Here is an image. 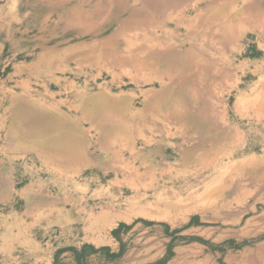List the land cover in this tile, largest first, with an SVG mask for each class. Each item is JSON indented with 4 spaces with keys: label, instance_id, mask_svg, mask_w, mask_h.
Returning <instances> with one entry per match:
<instances>
[{
    "label": "rangeland",
    "instance_id": "374dc122",
    "mask_svg": "<svg viewBox=\"0 0 264 264\" xmlns=\"http://www.w3.org/2000/svg\"><path fill=\"white\" fill-rule=\"evenodd\" d=\"M132 1L118 4L114 0L110 6L108 0H0V39H8L7 54L21 62L27 78L25 88H9L0 95V168H18L30 176L26 183L32 190L24 193L43 188L39 200L23 195V185L15 186L29 204L14 206L0 220V264H36L39 258L52 255L54 248L84 244L116 250L119 245L111 229L135 220L155 225H133L122 237L125 249L115 262L99 256L89 264H154L165 255L170 241L161 224L178 229L192 216H198L202 225L182 233L186 239L200 238L210 244L229 239L236 244L257 241L223 254L197 242L176 241L165 264H264V238L256 239L254 231L242 227L250 215L241 219L248 209L237 204L251 194L253 200H263L264 168L115 167L128 164L137 138L152 132H169L199 145L213 140L224 146L227 139L238 138L251 144L264 142V105L257 96L264 90V31L246 29L229 46L216 44L189 37L176 21L185 24L205 10V4L220 0L199 4L197 0H152L149 7L143 0L130 6ZM170 4L176 5L175 10ZM263 4L260 0L259 5ZM99 11L107 19L98 20ZM132 11L145 25L120 31V23ZM74 14L77 21L73 23ZM145 39L157 41L148 55L155 70L138 69L140 52L149 50ZM169 69L173 77L165 73ZM54 77L60 81L57 87L50 83ZM251 150L261 154L259 147ZM46 191L55 193L57 210L41 223L32 213L49 205ZM104 222L107 226L101 233L99 224ZM40 225L46 231L37 230Z\"/></svg>",
    "mask_w": 264,
    "mask_h": 264
},
{
    "label": "crops",
    "instance_id": "0c3cea01",
    "mask_svg": "<svg viewBox=\"0 0 264 264\" xmlns=\"http://www.w3.org/2000/svg\"><path fill=\"white\" fill-rule=\"evenodd\" d=\"M1 35H3L2 30L0 31V36ZM7 41L8 39L7 40L0 39V95L1 93L5 94L9 92V88H20V87L25 88L24 83L26 82L27 79L25 77V73L23 72L24 66L21 65V62L20 61L16 62V59H14L11 54L9 55L7 54L8 45H9V42L7 43ZM58 82L59 80L56 77H54L53 80H50V83H54V85L57 84ZM22 83L24 86L22 85ZM227 140L228 141H226V144L224 146L222 144H221L222 146H220L218 142L216 141L213 142V140H211L207 144L204 143L199 145L198 142L195 140L193 142L187 143L185 139L178 138L169 132L166 133H164L163 131L157 133L152 132L148 135H141L140 137L137 138V141H135L134 146L131 150L132 153L130 154V160L128 164L124 163L123 165L120 166L115 165V167L117 168H190V167L191 168H242V167L264 168V158H263L264 142L260 140L254 141L255 144L257 143V146H255V144H251V142L245 141L244 139L241 140L227 139ZM212 143H214L215 145L214 144L212 145ZM256 147H259L258 151H261L260 155H257V151L251 150V148L255 149ZM220 152L222 155L220 154ZM29 177L30 176L25 177V175H23L21 170H19L18 168H0V220H2V218L4 220L5 213H9V211H11L10 210L11 208H13L12 210H14L15 209L14 206L18 204H29V202H26L24 197H22L25 193L31 195V197L33 195V198L35 199L40 200L41 198H43L41 192L43 188L41 187L34 188L32 194H30V192L24 193V191H26L27 189H29L30 191L32 190L31 189L32 185L27 184L30 183L31 180ZM15 181H17V183ZM26 181L28 182L26 183ZM37 182L41 183V178H38ZM18 185H23V187H21V191L23 195H18L17 187H15ZM53 194L55 195V193H52V191H46L44 197H48L50 199L49 205L45 206V208L40 206L33 211L32 218L35 221L38 220L41 223L47 222L51 218L50 216L52 215V213L56 212L57 202H56V197ZM251 195H249L248 199L244 198V200L237 203L240 204V206L243 205V209H245V207H247L248 209L247 212L243 213L241 219L246 217L248 214L250 215L244 219L242 227L243 228L247 227L249 228V231H254L252 236H256V239H262L264 238V197L262 201H259V200H253L252 198L253 196ZM232 204H234V202H232ZM190 219L191 217L189 218L186 224H184L178 229L170 230L168 228L169 232L178 231V233L175 234L174 237L182 238L183 237L182 235H184L182 233H184L186 230L191 231L195 227L200 226V225L197 226L191 225L185 227L189 223ZM145 222H150V221H145ZM137 223H141L144 227H148V228L150 226L155 225L152 222H150L152 224L150 226L144 225L142 222H137ZM137 223H135L134 225H136ZM199 224H201L200 220H199ZM161 225H165V224H161ZM117 227L118 225L115 228H112L111 232L115 230ZM133 227L134 226H132L131 229ZM36 229L37 230L39 229V231H46V228L42 227L41 225L39 227H36ZM131 229L129 231H131ZM129 231L124 232L123 230H120L118 234V240L112 236V238L116 240L119 245L116 250H111L109 246H102V247H109L111 253H117L121 248V246H123L124 248V244L122 243V237L124 235L126 236ZM41 236L44 237V235ZM182 239L185 240L186 238L183 237ZM229 240H233V239H229ZM93 247L96 248L95 246ZM80 248L81 247L79 246L76 247L75 249L79 251ZM68 249L69 248L67 249L54 248L52 255H49L47 257L43 256L39 258L36 264H57V263L75 264L73 253H71ZM99 256H100L99 254L89 256V258L87 259V264H89L93 258L95 259Z\"/></svg>",
    "mask_w": 264,
    "mask_h": 264
},
{
    "label": "bare ground",
    "instance_id": "6f19581e",
    "mask_svg": "<svg viewBox=\"0 0 264 264\" xmlns=\"http://www.w3.org/2000/svg\"><path fill=\"white\" fill-rule=\"evenodd\" d=\"M8 1V0H7ZM92 1V0H91ZM97 1V0H96ZM101 1V0H100ZM114 0H108L109 5L111 6V3ZM117 1L118 4H120L121 0H115ZM183 1V0H182ZM204 0H197V4L203 2ZM83 2V1H81ZM136 2H138V0H133L131 5H134ZM193 2V1H192ZM28 3V2H27ZM60 3V2H59ZM94 3V2H93ZM144 6H148L151 5L153 3L152 0H143ZM263 3V2H262ZM46 4V3H44ZM82 4V3H81ZM95 4V3H94ZM93 4V5H94ZM102 4V3H101ZM164 4V3H163ZM241 4V6H240ZM260 4V0H252V1H247V0H220L218 1V3H215L213 5H209V4H205V10H200L198 12H196L195 16L193 18H191L189 21H187L185 24L182 23L183 20L179 19L176 21V25L178 27H184L187 31V34L189 37L191 38H199L200 40H204V41H213L216 44H221V45H227L229 46L230 44H232L233 41L237 40V38H240L241 35L243 33H245L244 31L246 29L251 30V29H255V28H260L262 31H264V4L262 6L259 5ZM23 5V4H22ZM29 5V4H28ZM34 5V4H33ZM92 5V6H93ZM103 5V4H102ZM201 5V4H200ZM199 5V7H200ZM41 6V5H40ZM137 6V5H136ZM140 6V5H139ZM155 6V5H154ZM185 6V5H184ZM31 7V6H30ZM122 10H125V7H121V5L119 6ZM159 7V6H158ZM171 10H175L176 5L170 4ZM47 8V7H46ZM49 8V7H48ZM70 8V7H69ZM165 8V7H164ZM102 9V8H101ZM98 9V10H101ZM189 9V8H188ZM192 9V8H191ZM62 10V9H61ZM68 10V9H67ZM157 10V9H155ZM161 10V8H160ZM159 10V11H160ZM182 10V9H181ZM49 11V10H48ZM53 11V10H52ZM191 11V10H190ZM34 12V11H33ZM55 12V11H53ZM106 12V11H105ZM115 12V11H114ZM149 12V11H148ZM27 13V12H26ZM50 13H52L50 11ZM103 11H99L98 13V20L100 21H104L105 19H107V16L105 14H103ZM118 13V12H117ZM159 13V12H158ZM171 13V12H170ZM180 13V12H179ZM184 13V12H183ZM13 14V13H12ZM46 14V13H45ZM49 14V12L47 13ZM167 14V13H166ZM30 15V14H29ZM50 15V14H49ZM115 15V13H114ZM113 15V16H114ZM128 15V14H127ZM180 15V14H179ZM21 16V15H20ZM26 16V15H25ZM54 16V15H53ZM66 16V15H65ZM112 16V17H113ZM172 16V15H171ZM57 17V16H56ZM67 17V16H66ZM111 17V16H110ZM111 17V18H112ZM141 17V16H140ZM167 17V16H166ZM182 17V16H181ZM189 17H192L191 15ZM188 17V18H189ZM24 18V17H23ZM42 18V17H41ZM89 20L88 23H91V18L89 16H87ZM110 18V19H111ZM21 19V18H20ZM19 19V20H20ZM44 19V18H43ZM62 19V18H61ZM65 19V18H64ZM113 19V18H112ZM111 19V21H112ZM165 19V18H164ZM114 20V19H113ZM5 21V20H4ZM8 21H10L8 19ZM71 22H76L77 21V15L74 14L73 17L70 20ZM162 21V20H161ZM160 21V22H161ZM119 22V21H118ZM117 22V23H118ZM51 23V22H50ZM168 24V23H167ZM24 25V24H23ZM143 25H145L144 20H139L134 16V12L132 11V15L130 16V18L125 19L124 21H122L120 23V31L123 29H134L136 30V28H142ZM20 26V24H19ZM118 26V25H117ZM116 26V27H117ZM22 27V26H21ZM166 27V26H165ZM58 28V27H57ZM67 28V27H66ZM156 28V27H155ZM23 29V27H22ZM173 29V28H172ZM17 30V29H16ZM52 30V29H51ZM77 30V29H76ZM101 30V29H100ZM179 30V28H178ZM66 31V30H65ZM151 31V30H150ZM172 31V30H171ZM170 31V32H171ZM254 31V30H253ZM19 32V31H18ZM24 32V31H23ZM39 32V31H38ZM67 32V31H66ZM100 32V31H99ZM113 32V31H112ZM153 32V31H152ZM10 33V32H9ZM65 33V32H63ZM62 33V34H63ZM93 33V32H92ZM142 33V32H139ZM148 33V32H147ZM169 33V32H168ZM251 33V32H250ZM259 33V32H258ZM263 33V32H262ZM15 34V33H13ZM150 34V33H149ZM17 35V34H16ZM44 35V34H43ZM79 35V34H78ZM98 35V34H97ZM132 34H130L131 36ZM23 36V35H22ZM45 36V35H44ZM48 35H46L47 37ZM161 36V35H160ZM42 38V37H41ZM95 38V37H94ZM99 38V37H98ZM157 38V37H155ZM186 38V37H185ZM17 40V39H16ZM50 40V39H47ZM60 40V39H58ZM151 40L145 39L146 44L149 47V50L145 51V53L140 52V62L138 63V69L139 70H155V65H151V63L149 62L148 59V55L151 51L154 50L155 46H157V41L153 42ZM186 40V39H185ZM19 41V40H17ZM40 41V40H39ZM46 41V40H45ZM55 41V40H54ZM135 41V40H134ZM2 42V41H1ZM5 42V41H4ZM75 42V41H74ZM104 42V41H103ZM133 42V41H132ZM202 42V41H201ZM14 43V42H13ZM45 43V42H44ZM130 43V42H129ZM160 43V42H159ZM28 44V43H27ZM204 44V43H203ZM210 44V43H209ZM32 45V44H31ZM51 45V44H50ZM122 45V44H121ZM130 45V44H129ZM128 45V46H129ZM139 45V44H138ZM141 45V44H140ZM159 45V44H158ZM14 46V45H13ZM54 46V45H53ZM132 46V45H131ZM145 46V45H144ZM176 46V45H175ZM50 47V46H49ZM81 47V46H80ZM79 47V48H80ZM130 47V46H129ZM172 47V46H171ZM174 47V46H173ZM26 48V47H25ZM36 48V46L34 47ZM145 48V47H144ZM75 49V48H74ZM156 49V48H155ZM38 50V49H37ZM125 50V49H124ZM227 50V49H226ZM229 50V49H228ZM19 51V50H18ZM43 51V50H42ZM84 51V50H83ZM141 51V50H140ZM162 51V50H161ZM198 52V51H197ZM43 53V52H42ZM97 53V52H96ZM225 53V52H224ZM18 54V53H17ZM165 54V53H164ZM256 54V53H255ZM29 55V54H28ZM166 55V54H165ZM99 56V54H98ZM128 56V55H127ZM185 56V55H184ZM238 56V55H237ZM45 57V56H44ZM68 57V56H67ZM126 57V56H125ZM163 57V56H162ZM40 58V57H39ZM46 58V57H45ZM34 60V59H33ZM39 60V59H38ZM56 60V59H55ZM153 60V59H152ZM173 60L175 61V58H173ZM185 60V59H184ZM197 60V59H196ZM217 60V59H216ZM263 61V60H262ZM160 62V61H159ZM170 62V61H169ZM178 62V61H177ZM37 63V62H36ZM60 63V62H59ZM173 63V62H171ZM176 63V62H175ZM180 64V62H178ZM220 63V62H219ZM185 64V63H184ZM243 64V63H242ZM262 64V63H261ZM176 65V64H175ZM69 66V64H68ZM73 66V65H72ZM178 66V65H177ZM59 68V67H58ZM169 68V67H167ZM192 68V67H191ZM218 68V67H216ZM237 68V67H236ZM240 68V67H239ZM104 69V68H103ZM108 69V68H107ZM90 70V69H89ZM175 70V68H174ZM197 70V69H196ZM201 70V69H200ZM67 71V70H66ZM85 71V70H84ZM191 71V70H190ZM110 72V71H109ZM119 72V71H118ZM180 72V71H179ZM202 72V71H200ZM217 72V71H216ZM27 73V72H26ZM52 73V72H51ZM128 73V72H127ZM134 73V72H133ZM169 77L170 75L173 77V73L172 70L169 69L168 71L165 72ZM29 73H27L26 75H28ZM82 74V73H81ZM131 74V73H130ZM218 74V73H217ZM21 75V74H20ZM36 75V73H35ZM83 75V74H82ZM107 75V74H106ZM132 75V74H131ZM86 76V75H85ZM89 76V75H88ZM178 76V75H177ZM185 76V75H184ZM194 76V75H193ZM39 77V76H38ZM77 77V76H76ZM75 78V77H74ZM152 78V77H151ZM184 78V77H183ZM200 78V77H199ZM216 78V77H215ZM67 79V78H66ZM76 79V78H75ZM101 79V78H99ZM149 79V78H148ZM175 79V78H174ZM173 79V80H174ZM181 79V78H180ZM201 79V78H200ZM85 80V79H84ZM192 80V79H191ZM194 80V78H193ZM192 80V81H193ZM246 80V79H245ZM17 81V80H16ZM129 81V80H128ZM134 81V80H133ZM143 81V80H142ZM24 82V81H23ZM60 82V81H59ZM191 82V81H190ZM194 82V81H193ZM16 83V82H15ZM65 83V82H64ZM83 83V82H82ZM128 83V82H127ZM156 83V82H155ZM201 83V82H200ZM124 84V83H123ZM130 84V82H129ZM173 84V83H172ZM178 84V83H177ZM23 85V83H22ZM34 85V84H33ZM63 85V84H62ZM68 85V84H67ZM94 85V84H93ZM112 85V84H111ZM162 85V84H161ZM194 85V84H193ZM207 85V83H206ZM212 85V84H211ZM24 86V85H23ZM56 86V85H55ZM78 86V85H76ZM202 86V85H201ZM57 87V86H56ZM62 87V86H61ZM197 87V86H196ZM27 88V86H26ZM71 88V87H70ZM111 88V87H110ZM46 89V88H45ZM98 89V88H97ZM162 89V87H161ZM169 89V88H168ZM204 89V88H203ZM206 89V88H205ZM211 89V88H210ZM257 89V88H256ZM83 90V89H82ZM154 90V89H153ZM198 90V89H197ZM216 90V89H215ZM219 90V89H218ZM261 90V89H260ZM90 91V89H89ZM140 91V90H139ZM146 91V90H145ZM166 91V90H165ZM172 91V90H171ZM66 92V91H65ZM77 93V92H74ZM80 93V92H79ZM90 93V92H89ZM166 93V92H165ZM2 94V93H1ZM85 94V93H84ZM173 94V93H172ZM195 94V93H194ZM202 94V93H201ZM215 94V93H214ZM20 95V94H19ZM45 95V94H44ZM87 95V94H86ZM190 95V94H189ZM192 95V94H191ZM177 96V95H176ZM181 96V95H178ZM258 100H259V104L264 105V90L260 91L258 93ZM25 97V96H24ZM98 97V96H97ZM100 97V96H99ZM182 97V96H181ZM224 97V96H223ZM41 98V96H40ZM10 99V98H9ZM18 99V98H17ZM20 99V98H19ZM27 99V97H26ZM25 99V101H26ZM125 99V98H124ZM127 99V98H126ZM46 100V99H45ZM103 100V99H102ZM101 100V101H102ZM195 100V99H194ZM29 101V100H28ZM48 101V100H47ZM53 101V100H52ZM96 101V100H95ZM122 101V100H121ZM183 101V100H182ZM99 102V101H98ZM104 103V101H102ZM30 103V102H29ZM54 103V102H53ZM65 103V102H64ZM221 103V102H220ZM28 104V103H27ZM60 104V103H59ZM67 104V103H66ZM166 104V103H165ZM210 104V103H209ZM163 105V104H162ZM81 106V104H80ZM91 106V105H90ZM152 106V105H151ZM199 106V105H198ZM89 107V106H88ZM112 108V107H111ZM131 108V107H130ZM152 108V107H151ZM177 108V107H176ZM182 108V107H181ZM71 109V108H70ZM79 109V108H78ZM92 109V108H91ZM169 109V108H168ZM257 109V108H256ZM31 110V109H30ZM102 110L105 111V109H103L102 106ZM166 110V109H165ZM255 110V109H254ZM71 111V110H70ZM183 111V110H182ZM50 112V110L48 111ZM258 112V111H257ZM260 112V111H259ZM51 113V112H50ZM65 113V112H64ZM63 113V114H64ZM221 113V112H220ZM225 113V112H224ZM239 113V112H238ZM55 114V113H54ZM62 114V113H61ZM116 114V113H115ZM222 114V113H221ZM263 114V113H262ZM66 116V114H64ZM46 116V115H45ZM79 116V115H77ZM108 116V115H107ZM110 116V115H109ZM160 116V115H159ZM243 116V115H242ZM59 117V116H58ZM244 117V116H243ZM41 118V116H40ZM157 118V117H156ZM69 119V118H68ZM116 119V118H115ZM210 119V118H209ZM39 120V118H38ZM58 120V119H57ZM61 120V119H59ZM212 120V119H211ZM214 120V119H213ZM114 121V120H113ZM127 121V120H126ZM209 121V120H208ZM60 122V121H59ZM205 122V121H204ZM61 123V122H60ZM97 123V122H96ZM213 123V122H212ZM38 124V123H37ZM35 124V125H37ZM55 124V123H54ZM65 124V123H64ZM160 124V123H159ZM209 124V122H208ZM79 125V123H78ZM148 125V124H147ZM213 125V124H212ZM210 125V126H212ZM57 126V124H56ZM59 126V125H58ZM109 126V125H108ZM132 126V125H131ZM135 126V125H134ZM145 126V125H144ZM202 126V125H201ZM222 126V125H220ZM33 127V126H32ZM46 127V126H45ZM52 127V125L50 126ZM55 127V126H54ZM67 127V126H66ZM138 127V126H137ZM136 127V128H137ZM153 127V126H152ZM36 128V127H35ZM59 128V127H58ZM89 128V127H88ZM126 128V127H125ZM162 128V127H161ZM30 129V128H29ZM32 129V128H31ZM43 129V128H42ZM60 129V128H59ZM93 129V128H92ZM119 129V128H118ZM132 129V128H131ZM234 130V128H232ZM236 129V128H235ZM37 130V129H36ZM40 130V129H39ZM38 130V131H39ZM48 130V129H47ZM29 132V130H28ZM46 132V130H45ZM52 132V131H51ZM121 132V131H119ZM85 133V132H84ZM113 133V132H112ZM125 133V132H124ZM240 133V132H239ZM7 134V133H6ZM53 134V133H52ZM51 134V135H52ZM121 134V133H120ZM136 134V133H135ZM42 135V134H40ZM91 135V134H90ZM94 135V134H93ZM124 135V134H123ZM164 135V134H163ZM237 135V134H236ZM58 136V135H57ZM152 136V135H151ZM155 136V135H154ZM130 137V136H129ZM7 138V136H6ZM46 138V137H45ZM241 138V137H240ZM43 139V138H42ZM58 138H56L57 140ZM111 139V138H110ZM121 139V138H120ZM239 139V138H238ZM50 140V139H49ZM165 141V140H164ZM3 142V141H2ZM45 142V141H43ZM170 142V141H169ZM10 143V142H9ZM57 143V142H56ZM60 143V142H59ZM122 143V142H121ZM148 143V142H147ZM7 144V143H6ZM12 144V143H11ZM47 144V143H46ZM55 144V143H53ZM36 145V144H35ZM60 145V144H59ZM91 145V144H90ZM89 146V145H88ZM115 146V145H114ZM144 146V145H143ZM148 146V145H147ZM217 146V145H216ZM232 146V145H231ZM38 147V146H37ZM9 148V147H8ZM39 148V147H38ZM111 148V147H110ZM44 149V148H43ZM167 149V148H166ZM41 150V149H40ZM111 150V149H110ZM137 151V150H136ZM171 152V151H170ZM93 153V152H92ZM99 153V152H97ZM122 153V152H121ZM132 153V152H131ZM87 154V153H86ZM142 154V153H141ZM169 155V154H168ZM174 155V154H173ZM231 155V154H230ZM47 156V155H46ZM123 156V155H122ZM171 156V155H170ZM45 157V155H44ZM50 157V156H49ZM53 157V156H52ZM92 157V156H91ZM99 157V156H98ZM126 157V156H125ZM152 157V156H151ZM176 157V156H174ZM224 157V156H223ZM263 157V156H262ZM57 158V157H56ZM124 158V157H123ZM199 158V157H198ZM264 158V157H263ZM93 159V158H92ZM214 160V159H213ZM216 160V159H215ZM63 161V160H62ZM126 161V159H125ZM208 161V160H207ZM157 162V160H156ZM258 162V161H257ZM86 163V162H85ZM110 163V162H109ZM117 163V162H116ZM135 163V162H134ZM166 163V162H163ZM91 164V163H89ZM153 164V163H152ZM250 164V163H249ZM96 165V164H95ZM154 165V164H153ZM208 165V164H207ZM97 166V165H96ZM120 166V165H119ZM196 166V165H195ZM211 166V165H210ZM237 166V165H236ZM68 167V166H67ZM77 167V166H76ZM167 167V166H166ZM200 167V166H199ZM71 168V167H70ZM191 168V167H190ZM243 168V167H242ZM198 169V168H196ZM195 169V170H196ZM201 169V168H200ZM80 170V169H79ZM193 170V169H192ZM205 170V169H204ZM224 170V169H223ZM234 170V169H233ZM232 170V171H233ZM238 170V169H237ZM185 172V171H184ZM177 173V172H176ZM221 173V172H220ZM112 174V173H111ZM185 174V173H184ZM118 176V175H117ZM120 176V175H119ZM127 176V175H126ZM175 177V176H173ZM230 177V176H229ZM193 178V177H192ZM98 179V178H97ZM216 180V179H215ZM229 180V179H228ZM225 181V180H224ZM98 182V181H97ZM223 182V181H222ZM111 183V182H110ZM161 183V182H160ZM224 183V182H223ZM226 184V183H225ZM12 185V184H11ZM166 185V184H165ZM109 186V185H108ZM116 188V187H115ZM153 188V186H152ZM162 188V187H161ZM223 188V187H222ZM34 189V188H33ZM236 189V188H235ZM155 190V189H154ZM222 190V189H221ZM220 190V191H221ZM28 191V190H27ZM153 191V190H152ZM235 191V190H234ZM39 193V192H38ZM59 193V192H58ZM74 193V192H73ZM140 193V192H139ZM155 193V192H154ZM148 194V193H147ZM231 194V193H230ZM68 195V194H67ZM100 196V194H98ZM165 195V194H164ZM214 195V194H213ZM104 196V195H103ZM23 197V196H22ZM67 197V196H66ZM102 197V196H101ZM111 197V195H110ZM118 197V196H117ZM246 197V195H245ZM19 198V197H18ZM108 198V197H106ZM204 198V197H203ZM224 198V197H223ZM243 198V197H242ZM73 199V198H72ZM103 199V198H102ZM65 200V199H63ZM82 201V200H81ZM125 201V199H124ZM123 201V202H124ZM141 201V200H140ZM238 201V200H235ZM33 202V201H32ZM103 202V201H102ZM145 202V201H144ZM152 202V201H151ZM160 202V201H159ZM14 203V202H13ZM107 203V202H106ZM126 203V202H125ZM128 203V202H127ZM232 203V202H231ZM101 204V203H100ZM114 204V203H113ZM124 204V203H123ZM138 204V203H137ZM149 204V203H148ZM78 205V202H77ZM206 205V204H205ZM214 205V204H213ZM81 206V205H80ZM101 207V206H100ZM103 207V205H102ZM108 207V205H107ZM139 207V206H138ZM170 208L173 207V205L169 206ZM199 207V206H198ZM213 207V206H212ZM135 208V207H134ZM191 208V207H190ZM188 208V209H190ZM23 209V208H22ZM89 209V208H88ZM87 211V210H86ZM109 211V210H108ZM126 211V210H125ZM131 210H129L130 212ZM117 212V211H116ZM136 212V211H134ZM39 213V212H38ZM64 213V212H63ZM131 213V212H130ZM141 213V212H139ZM170 213V212H169ZM190 214V213H189ZM41 215V214H40ZM105 215V214H104ZM69 216V215H68ZM183 216V215H182ZM97 218V217H96ZM3 219V218H2ZM5 219V218H4ZM68 219V218H67ZM116 220H124L121 218H115ZM71 220V219H70ZM9 221V220H8ZM114 220H112L111 222H113ZM238 222V221H237ZM107 223H100L99 227L101 233L105 230V225ZM111 224V223H110ZM4 225V224H3ZM224 227V226H223ZM98 231V232H99ZM3 236V235H2ZM104 237V236H103ZM207 237V236H206ZM5 239V238H4ZM191 239V238H190ZM110 241V240H109ZM185 243V242H184ZM94 244V243H93ZM183 244V243H182ZM110 245V244H108ZM4 246V245H3ZM37 246V245H36ZM247 250V249H246ZM34 251V250H33ZM204 251V250H203ZM35 252V251H34ZM250 252V251H248ZM29 253V252H28ZM204 253V252H203ZM180 252L176 251V255L179 256ZM214 257V256H213ZM202 260V259H201ZM200 261V260H199ZM207 261L201 262V263H197V264H206ZM211 263V262H210ZM218 264V263H217Z\"/></svg>",
    "mask_w": 264,
    "mask_h": 264
},
{
    "label": "trees",
    "instance_id": "16d2710c",
    "mask_svg": "<svg viewBox=\"0 0 264 264\" xmlns=\"http://www.w3.org/2000/svg\"><path fill=\"white\" fill-rule=\"evenodd\" d=\"M253 55H258L257 53ZM137 222H142L144 225L150 226L152 225L150 222H145L142 220H136L133 222L131 225H126L124 223H119L118 227L111 232V235L118 240V234L120 230H123L124 232H127L131 229V227L137 223ZM191 225H202L199 224V219L198 217L194 216L191 217L189 223L185 226H191ZM165 228V235L167 237H170V241L168 246L166 247L165 255L158 261H156L154 264H165L171 257H172V246L173 244L177 241H187V242H197L199 244L205 245L209 248L210 251L212 252H219V253H224L227 249H240L244 246L250 245L251 243L257 241H243L239 244H236L233 240H226L220 244H210L209 242L202 240L200 238H187V239H182V238H176L174 237L175 234L178 233V231H173L169 232V229L166 225L163 226ZM71 253H73L75 264H87V259L91 255H96L99 254L100 256L104 257L107 262H115L120 258V256L123 254L124 248L121 246L119 251L117 253H111L109 247H100V248H94L92 245H87L84 244L81 246L79 251H77L75 248H69L68 249ZM56 262V261H55Z\"/></svg>",
    "mask_w": 264,
    "mask_h": 264
}]
</instances>
